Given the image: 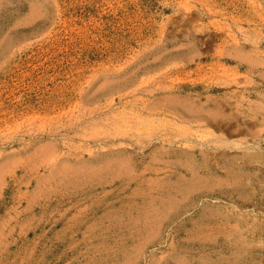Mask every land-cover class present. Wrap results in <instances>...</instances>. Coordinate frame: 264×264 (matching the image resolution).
<instances>
[{"label":"rangeland","instance_id":"rangeland-1","mask_svg":"<svg viewBox=\"0 0 264 264\" xmlns=\"http://www.w3.org/2000/svg\"><path fill=\"white\" fill-rule=\"evenodd\" d=\"M0 264H264V0H0Z\"/></svg>","mask_w":264,"mask_h":264}]
</instances>
